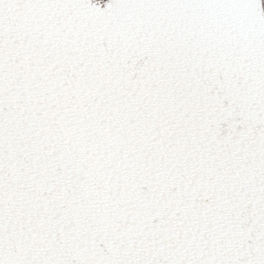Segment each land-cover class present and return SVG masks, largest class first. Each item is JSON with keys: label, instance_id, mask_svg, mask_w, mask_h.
<instances>
[{"label": "snow or ice", "instance_id": "snow-or-ice-1", "mask_svg": "<svg viewBox=\"0 0 264 264\" xmlns=\"http://www.w3.org/2000/svg\"><path fill=\"white\" fill-rule=\"evenodd\" d=\"M0 264H264V0H0Z\"/></svg>", "mask_w": 264, "mask_h": 264}]
</instances>
